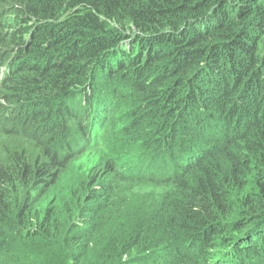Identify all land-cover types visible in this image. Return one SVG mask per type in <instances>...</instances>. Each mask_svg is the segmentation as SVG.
Returning a JSON list of instances; mask_svg holds the SVG:
<instances>
[{
    "label": "trees",
    "instance_id": "obj_1",
    "mask_svg": "<svg viewBox=\"0 0 264 264\" xmlns=\"http://www.w3.org/2000/svg\"><path fill=\"white\" fill-rule=\"evenodd\" d=\"M0 136V264H264V0H0Z\"/></svg>",
    "mask_w": 264,
    "mask_h": 264
},
{
    "label": "rangeland",
    "instance_id": "obj_2",
    "mask_svg": "<svg viewBox=\"0 0 264 264\" xmlns=\"http://www.w3.org/2000/svg\"><path fill=\"white\" fill-rule=\"evenodd\" d=\"M5 142H9V139L4 136H0V145ZM102 170H103V165L100 159V155H99V152H96V151L86 153L83 157L73 162V164L68 168L66 173L63 175V177L59 181L58 186L54 189L55 192H57V195L53 199L55 203L52 204V208H57L58 212H60L61 214H64V216L67 217L68 215L63 211V207H64L65 202L73 201L72 190L79 193V190H81L80 188L84 185V181H86L90 177L92 172L94 175H96ZM146 188H148L147 184H141L140 186H136L135 184H128L126 186L128 195H126V198L122 206L123 211L121 213H118L117 215L122 216L123 218H126V215L131 213L134 210V208L128 211H126L125 209L126 202L129 201L128 199L129 196L135 194L136 192L145 191ZM132 189L135 192L133 194L128 191ZM60 193H63V196L56 202L57 197ZM130 202L134 203V201H130ZM74 203L78 205V197L75 199ZM47 208L51 209L50 206H48ZM92 247L93 249H91V251H94L96 249V244H93ZM21 248H23L22 249L23 254L24 252L27 251V255H29L30 257H33L32 252L28 253L29 251L28 249H31V248L22 247V246ZM23 254H21L22 258H23ZM24 255L26 256V254ZM224 264H231V262L228 261Z\"/></svg>",
    "mask_w": 264,
    "mask_h": 264
},
{
    "label": "clouds",
    "instance_id": "obj_3",
    "mask_svg": "<svg viewBox=\"0 0 264 264\" xmlns=\"http://www.w3.org/2000/svg\"><path fill=\"white\" fill-rule=\"evenodd\" d=\"M171 128H172V130H171L172 133H175L178 131H183V130H192V129H188L187 126L184 124V119H182L180 121H174ZM132 150H133V148H129V147L127 148L130 159H132ZM125 159L126 158H124V160H122V161H119V163L124 167L125 171L127 170L128 172L132 173L134 171V168L132 167V165L136 168V174L144 173L147 171V170H143V171L138 170L137 169V166H138L137 162L131 163L128 159H127L128 162L125 161ZM247 262L251 263V261L248 259H247ZM235 264H243V261L241 260V258H239L238 262Z\"/></svg>",
    "mask_w": 264,
    "mask_h": 264
}]
</instances>
